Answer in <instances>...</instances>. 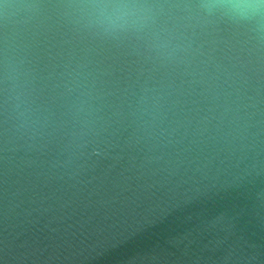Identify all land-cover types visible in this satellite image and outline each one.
I'll return each instance as SVG.
<instances>
[{
    "label": "water",
    "instance_id": "1",
    "mask_svg": "<svg viewBox=\"0 0 264 264\" xmlns=\"http://www.w3.org/2000/svg\"><path fill=\"white\" fill-rule=\"evenodd\" d=\"M150 2L0 0V264H264V39Z\"/></svg>",
    "mask_w": 264,
    "mask_h": 264
},
{
    "label": "clouds",
    "instance_id": "2",
    "mask_svg": "<svg viewBox=\"0 0 264 264\" xmlns=\"http://www.w3.org/2000/svg\"><path fill=\"white\" fill-rule=\"evenodd\" d=\"M200 12L248 26L264 39V0H197ZM89 25L105 34L142 29L155 19L150 0H79Z\"/></svg>",
    "mask_w": 264,
    "mask_h": 264
}]
</instances>
